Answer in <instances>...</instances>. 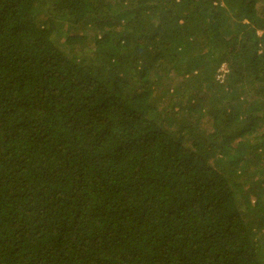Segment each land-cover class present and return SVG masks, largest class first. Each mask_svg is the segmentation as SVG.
Returning <instances> with one entry per match:
<instances>
[{"label":"trees","instance_id":"16d2710c","mask_svg":"<svg viewBox=\"0 0 264 264\" xmlns=\"http://www.w3.org/2000/svg\"><path fill=\"white\" fill-rule=\"evenodd\" d=\"M0 264H264V0H0Z\"/></svg>","mask_w":264,"mask_h":264},{"label":"clouds","instance_id":"9594fccd","mask_svg":"<svg viewBox=\"0 0 264 264\" xmlns=\"http://www.w3.org/2000/svg\"><path fill=\"white\" fill-rule=\"evenodd\" d=\"M223 69V68H222Z\"/></svg>","mask_w":264,"mask_h":264}]
</instances>
